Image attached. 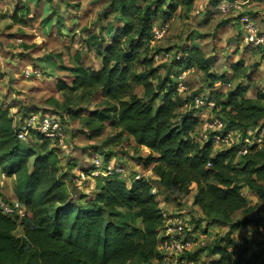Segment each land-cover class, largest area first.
<instances>
[{
    "label": "clouds",
    "instance_id": "9594fccd",
    "mask_svg": "<svg viewBox=\"0 0 264 264\" xmlns=\"http://www.w3.org/2000/svg\"><path fill=\"white\" fill-rule=\"evenodd\" d=\"M136 3L0 0V264H174L264 163V0Z\"/></svg>",
    "mask_w": 264,
    "mask_h": 264
},
{
    "label": "trees",
    "instance_id": "16d2710c",
    "mask_svg": "<svg viewBox=\"0 0 264 264\" xmlns=\"http://www.w3.org/2000/svg\"><path fill=\"white\" fill-rule=\"evenodd\" d=\"M122 11L131 14L134 10H138L139 5L136 3V0H119ZM162 2V0H159ZM171 7V5L169 6ZM127 29V26H126ZM171 51V49H166ZM126 55V54H125ZM131 54H129V57ZM145 59H148L145 57ZM175 63V61H173ZM163 66L162 64L156 65L152 67V71L155 72L158 67ZM167 77L165 76L160 82L164 83ZM154 95H156L154 93ZM167 95V93H165ZM159 98V97H157ZM163 108V105L160 106ZM160 114V109H156L153 113V116H157ZM7 128H4L0 134L6 133ZM172 132H176V129H172ZM165 135L171 138V132L165 133ZM180 135V133H177ZM0 147L6 148L4 155H9L15 148L14 144H10L8 139H0ZM226 151H230V149H225ZM6 159V157H0V163H2ZM252 178L247 181H242L239 184L227 185L224 187L229 188L231 191L235 192V197L233 199L225 198L224 201L218 203L215 207H209L208 209L201 208L200 211L204 216V221L210 227L214 225L220 226H228L230 228H237L239 226H243L244 224H248L250 220H243L236 222L235 224L231 222V218L237 212H244L248 207V202L246 198L242 195V190L245 189L253 194H255L259 199L264 200V171H257V169L264 170V163H259L256 161L252 162ZM19 163L13 160L9 165H7V170L9 174L12 171H15L19 167ZM124 209L121 206H117L114 211L117 215L122 212ZM91 217V210L84 209V208H75L72 204H68L64 207L57 208L55 212L54 219L46 217V221L50 226L54 225L56 228L57 234H62L65 228L69 231V234L73 232H79L84 229L90 220ZM71 221L69 224L68 222ZM262 225V224H261ZM260 223H257V226L260 228L262 227ZM157 224L155 222L152 223V230L155 231L157 228ZM230 239H222L214 244L212 249H200L193 253L189 251H185L181 253L174 264H180V261H185L186 264H233L231 255L228 251L230 246L234 248V245ZM264 246L260 245L257 251H263L262 248ZM206 252L203 259L202 253ZM264 252V251H263ZM259 255L256 254L254 257L257 258ZM250 259V258H249ZM249 259L247 262H237L236 264H251Z\"/></svg>",
    "mask_w": 264,
    "mask_h": 264
},
{
    "label": "rangeland",
    "instance_id": "374dc122",
    "mask_svg": "<svg viewBox=\"0 0 264 264\" xmlns=\"http://www.w3.org/2000/svg\"><path fill=\"white\" fill-rule=\"evenodd\" d=\"M167 49L170 50L171 48ZM241 192L246 198L249 208L244 212L235 213L231 218V222L234 224L243 220H250V222L234 229L220 225L210 227L205 223V226L201 229L200 236L192 243L191 247L186 248L188 249L187 251L193 253L200 249H212L216 242L222 239H230L234 248L230 246L228 251L232 254L231 259L233 264H236L238 261L247 262L246 260L249 258L251 264H264V247L262 248V252L257 251L260 245L264 246V200L259 199L255 194L247 190H242ZM199 217L202 223L206 222L200 209ZM257 223L262 224V227L259 228ZM205 253H202L203 259L206 258L204 257ZM256 254L259 255L257 258L254 257ZM175 255L177 260L180 252L175 253Z\"/></svg>",
    "mask_w": 264,
    "mask_h": 264
},
{
    "label": "built area",
    "instance_id": "2783aa9c",
    "mask_svg": "<svg viewBox=\"0 0 264 264\" xmlns=\"http://www.w3.org/2000/svg\"><path fill=\"white\" fill-rule=\"evenodd\" d=\"M187 250H188V249H184L182 252H180V254L183 253V252H185V251H187Z\"/></svg>",
    "mask_w": 264,
    "mask_h": 264
},
{
    "label": "crops",
    "instance_id": "0c3cea01",
    "mask_svg": "<svg viewBox=\"0 0 264 264\" xmlns=\"http://www.w3.org/2000/svg\"><path fill=\"white\" fill-rule=\"evenodd\" d=\"M243 190H245V189H243Z\"/></svg>",
    "mask_w": 264,
    "mask_h": 264
}]
</instances>
